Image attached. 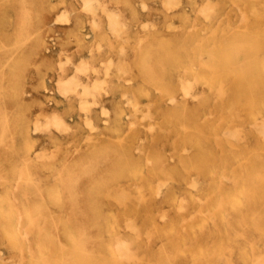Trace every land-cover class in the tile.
Wrapping results in <instances>:
<instances>
[{
    "label": "bare ground",
    "instance_id": "obj_1",
    "mask_svg": "<svg viewBox=\"0 0 264 264\" xmlns=\"http://www.w3.org/2000/svg\"><path fill=\"white\" fill-rule=\"evenodd\" d=\"M231 1L245 5L243 28L218 24L189 34L180 46L168 42L166 69L192 74L207 86L196 106L177 103L163 115L176 135L174 148L190 152L179 154L174 166L157 153L143 163L122 141L106 175L85 196L78 192L71 164H64L66 176L58 172L50 185L36 182L27 164L20 201L0 195L1 235L18 259L27 264H235L237 258L242 264H264V0ZM216 14L212 8L204 17L210 22ZM142 71L149 83H159L153 64L144 63ZM186 81L158 85L168 93L178 85L190 92ZM159 177L188 181V201L171 195L168 184L154 185ZM137 179L151 194L166 192L176 206L175 216L160 225L150 208L142 213V187L130 183ZM81 199L86 210L80 208ZM110 202L119 209L105 210ZM123 224L130 228L127 237ZM143 234L160 238L159 247H143Z\"/></svg>",
    "mask_w": 264,
    "mask_h": 264
},
{
    "label": "rangeland",
    "instance_id": "obj_2",
    "mask_svg": "<svg viewBox=\"0 0 264 264\" xmlns=\"http://www.w3.org/2000/svg\"><path fill=\"white\" fill-rule=\"evenodd\" d=\"M96 1L0 0V195L9 194L16 203L26 188L24 168L29 163L36 182L47 185L58 172L65 177L62 166L71 164L78 192L84 196L93 191L95 180L106 175L122 141L143 163L157 153L168 166L176 165L178 155L189 153L190 148H174L176 135L163 115L177 103L196 106L207 86L192 74L166 69L168 42L175 40V46H180L189 34L205 33L218 24L241 29L246 13L243 3L231 0ZM212 8L217 14L208 22L204 16ZM107 11L117 13L116 17ZM147 62L154 65L158 84L187 80L191 91L178 85L168 93L149 83L142 71ZM135 182L134 187L143 190L142 213L150 208L160 225L175 216L176 206L166 192L151 194L140 180L130 183ZM160 183L169 185L171 195L188 201V181L154 178V185ZM86 207L81 199V210ZM119 207L110 202L105 210ZM121 231L127 237L130 228L123 224ZM141 241L152 249L161 243L160 238L146 234ZM0 264H27L14 255L1 229ZM235 264L242 262L236 258Z\"/></svg>",
    "mask_w": 264,
    "mask_h": 264
}]
</instances>
